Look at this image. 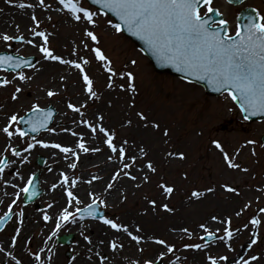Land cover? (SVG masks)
<instances>
[{
	"label": "rangeland",
	"instance_id": "rangeland-1",
	"mask_svg": "<svg viewBox=\"0 0 264 264\" xmlns=\"http://www.w3.org/2000/svg\"><path fill=\"white\" fill-rule=\"evenodd\" d=\"M27 2L33 4V7L21 9L18 7V0L13 4H9L7 0H0V15L3 14V16L0 17V33L8 32L14 34L16 32L15 25H17L16 22L20 18H12L10 15L13 13L24 19L23 21L20 20L21 22L18 21V25L20 32L26 36V39L38 40V38L30 37L27 31L29 26L33 24L31 15L35 12L37 18L41 21L40 30H45L51 34L49 36V46L57 55H62L65 59H76L77 56L72 55L71 52L74 47H78L77 55L85 56L90 60V64L86 65L85 69L93 79L94 88L98 93V98L89 100L82 109L85 113L84 118L91 121L86 115V112L94 107H101L98 104V100L102 91L107 87L108 77L101 62L97 61L94 58V54L88 49H84L80 43L81 40L84 39L81 35L83 28L85 26L92 28L93 26L86 25L83 20L77 22L67 11L59 10L62 6L58 4V0H45L46 4L51 5L48 9L40 7L39 0H27ZM81 2L83 6L89 7L92 11H98V9L90 6L85 0H81ZM244 6H253L261 13H264V0H244V2L239 5H230L221 0H212V7L218 8L219 11L224 14V19L229 21L230 32H233L236 26L235 15L238 10ZM8 11H10L9 14ZM205 11L206 9H202V12ZM49 16H51V20L48 19ZM96 19L97 25L93 30L99 37V46L113 61V66L116 69L125 71L131 70L134 72L135 80L133 83L136 89L135 92H132L126 88H120L119 85L126 84V80L119 76L113 77L115 86L108 88L111 89L115 97H113L112 103L102 104L104 108H100L101 111L97 119L102 116L103 125L116 132L115 140L117 143L126 139L130 144L136 145L138 131L146 129L154 133L156 142H161V147L158 151L159 157L155 159V163L153 164L157 171L155 173L151 172L149 181L140 183L139 187H134L121 197L118 196V200L115 204H108L107 202V206L98 204L99 209L103 211V215L115 219L117 222L121 220L133 221L134 217L131 213H136L135 210H137L136 207L139 204V197L144 194L149 195L152 199L157 201V205L154 208L147 202V205L152 206V208L149 207V213L146 217L154 222V225L146 226L147 229H150L151 236H158L176 245L173 253H169L161 260H157L156 264H169V261L172 263L177 255L182 256H180L179 262L176 264H187L192 249H185L182 247V244L200 243L202 230L197 228L191 239L185 234L179 238H172L171 234L166 233L164 224H159V219L161 218L160 213L163 212L166 214V210L159 205L167 203L169 207L175 206L182 200L187 201L192 199L190 196L194 189L203 192L205 188H213V192H203L204 194L202 196L204 197L202 201L198 203V206L203 207V204L211 197L215 201L214 206L216 208L218 207L217 210L219 212L217 213V217H220L221 220L225 217H231L232 228L239 229L240 231L236 233L231 240V250L223 243H211L209 248L202 249L203 264H208L206 260V255L208 254L213 256L227 255L229 260L221 262V264H238L241 256L247 257L249 255L259 254L261 258L255 263L264 264V213L259 211L260 208H264V144H262L260 140L264 132V121H245L236 106L225 94L209 96L205 94L202 87L196 84L185 82L169 74L156 73L152 69L147 58L135 44L121 32H116L115 29L107 23V21L111 19L113 24H115L112 18L102 13L98 15ZM38 42L41 41L38 40ZM9 43L11 47H8L4 42L0 41V52H12L24 58L34 57L35 63L33 64L35 68L22 69L32 77L31 80L21 82L17 79L14 81V84H19L22 88L21 93L18 94L20 100H18L15 105H13L10 99V93L14 90V84H10L7 87H0V104L10 109L11 113L16 112L18 115L25 114L34 101L38 102L42 107L51 106L54 109L55 119L49 126L50 128L56 129V131L49 132L43 130L34 135L36 139L43 138L61 143L62 138L59 134L63 133L61 129H64L66 125L79 127L84 133L88 134L90 130L79 123L81 116L78 113H74L66 106L69 101L74 104H83L87 98V95L83 94L82 101V99H79L77 96L79 92L84 93L83 87H79L76 92H72L75 82L79 83L80 81L83 83L79 71L70 66L67 73L65 71L61 73V75L63 74V76L68 77L69 80L65 85L55 84V88L52 86V89L58 92L57 95L48 97L46 91L40 94L41 88L44 86L43 82L49 74L52 75V72L45 74L47 71L44 62L48 60H43L42 54L39 52L38 48L33 45L18 41H11ZM132 60H136L137 63L132 65ZM0 75H6L9 79H12L14 73L0 69ZM71 76H73V78ZM46 88L48 89L51 87L47 84ZM105 110L109 115L105 113ZM138 112H143L147 117V126H145L146 122L141 120L137 115ZM73 120L77 122L73 123ZM129 120H131V124L126 123V121ZM151 122L158 124L159 128L153 127ZM165 129L168 130L167 135H164ZM70 137L72 140L75 138L78 139L76 136ZM213 139L220 141L224 150L227 151L230 156L235 157V162L240 165V168H230L226 165L221 151L217 149L215 145V148L211 147L210 143ZM246 140H255L256 144H245L244 142ZM12 142L17 148L26 146V138L22 139L16 137ZM179 142L182 143V146L178 152H183L184 157L172 156L166 159V154ZM106 147L107 146H105V148ZM238 148L240 149L239 153L236 152ZM253 148L255 149V154H253ZM45 149L46 148L37 145L30 150L29 160L24 165L19 164V158L12 157L9 153L10 158L17 160V163L5 170L4 178L19 183L20 179L15 173L17 169L22 168L20 173L25 178L33 172L35 174L38 173V182L36 186L39 188L38 195L34 198V201L30 203H23L22 199L18 201L5 227L0 230V243L5 242L6 246L11 248V237L15 235L14 228L22 227L17 215L21 208H23L25 214L31 213L36 217L34 220H39L42 223H47L48 221L43 220L42 212L39 210H46L49 212V215L55 217L59 209H61L60 205L54 207L57 198H52L50 197L51 194H49V192L55 190L51 188L53 183L48 186L42 185L44 175H52V180L55 178L59 180L61 170L67 172L70 177H79L81 173L84 174V177H91L94 175L95 171H97L96 168H93L94 170L91 171V169L87 167V158L91 152L81 153L80 159L77 161V168L70 169L67 167L68 163L66 167L62 163L65 160L63 155H58L49 160L48 156L43 152ZM49 149L61 153L59 149L51 147H49ZM133 151H135V149H133ZM38 157L42 158L41 166H38L35 162ZM85 157H87L86 160H84ZM173 158H178V161L173 165H169L168 160H173ZM245 168L247 171L242 170ZM49 169H51V171H49ZM88 178L89 177L86 179ZM86 179H84L86 181L84 183L88 184V180ZM161 180L174 187L173 196H165L162 193L159 187ZM93 182H97L96 184L101 186L105 180ZM225 183L236 187L238 193L225 190L222 187ZM0 186L4 185L0 183ZM59 191L64 198V206H66V196L64 195L63 188H59ZM107 192L108 191L103 194L96 193V195L106 201L105 197ZM12 198L14 197L8 196L7 199L2 200L3 203L0 204V215L7 210V204L10 203ZM89 202L90 199L86 203ZM249 202L250 207L245 209L240 216H237L235 213ZM50 203L53 204V207L49 210L46 208V205ZM196 204L197 203L191 201L187 204L186 210L181 211L182 226L189 230H191L196 222L187 215L188 212L195 209ZM76 206L75 204L72 205L69 210H74ZM79 206H83V204ZM198 210L201 211V215L205 211L201 208ZM253 215L261 220V224L257 225L255 229L258 237L257 244L249 249L247 245L250 242L251 233L253 232V228L249 222ZM165 216L166 218L169 217L168 215ZM185 216H187L188 219ZM76 220L81 219L76 217ZM83 220L91 221L93 219L87 217ZM50 221L53 222L52 230L47 236L48 239H50L51 245L59 250L60 261L58 260V263L70 264V262L78 256L74 243L78 239L81 241L84 239L77 231L70 229V224L73 223L72 221L63 224L59 230L55 231V234H53L55 219ZM190 221L194 223L191 224ZM204 221H202V223H204ZM197 222L200 223L201 220ZM35 224L36 223L33 221L31 222V225ZM244 224H249V227L247 229L242 228ZM50 226L51 223L49 227ZM215 226V228H210V230L214 231L216 228L223 227L219 221ZM25 232H28L32 237L30 238L31 243L29 245L26 244V241L23 242L24 251L28 257L36 261V264H40V261L36 260L33 255L37 250V243L33 236L35 234L38 236L39 231L29 229V231ZM62 234L73 235L71 244H62L58 242L57 237ZM220 234L221 233H218V235ZM0 248L4 250L2 245H0ZM3 250L0 251V254ZM164 250L163 248V251ZM137 254L135 261H139V264H143V260L145 259H150L145 253ZM5 256L4 258L6 260L8 259L11 261L7 253ZM11 262L12 264H16L14 261Z\"/></svg>",
	"mask_w": 264,
	"mask_h": 264
},
{
	"label": "snow or ice",
	"instance_id": "snow-or-ice-1",
	"mask_svg": "<svg viewBox=\"0 0 264 264\" xmlns=\"http://www.w3.org/2000/svg\"><path fill=\"white\" fill-rule=\"evenodd\" d=\"M9 4L16 3L17 0H7ZM233 0H229L232 3ZM96 5L102 7L98 11H92L89 7L82 5L81 0H58V4L62 11H67L70 16L77 22L84 21L86 25L93 26L92 28L85 26L81 35L84 39L81 40V44L84 49H88L94 54V58L101 62L103 69L107 72V86L109 88L114 87L113 77L119 76L126 80V84H120L119 87L132 92H135V74L131 70H119L113 66V61L99 46V37L93 28L97 25L96 17L108 10L119 18V23L113 24V21L109 19L107 23L111 25L116 32H121L122 29H127L134 36L144 41L146 49L150 50L152 54L161 64H168L176 68L177 71L184 73V80L191 81L192 78H198L202 81H207L210 86L216 88L217 91H223L227 97L232 101L237 102L243 118L249 119L250 116H255L258 113H264V13H261L258 9H253V13L247 16L246 23L237 22L235 31L230 32L229 21L223 18V14L219 12V9L212 7V0H93ZM39 6L48 9L51 5L46 4L45 0H39ZM18 7L21 9L32 8L33 4L28 3L27 0H18ZM202 9H206L202 12ZM216 12L220 15L218 24L212 19L208 13ZM51 20V16L48 17ZM33 24L28 28V34L30 37L37 39H26V36L20 32L19 25H15L16 32L10 34L8 32L0 33V41L4 42L8 47H11L9 42L18 41L26 42L29 45H33L38 48L42 54L43 60L57 61L61 64L70 65L72 68L77 69L82 78L83 92L87 94L83 104H74L71 101L67 103V108L71 109L74 113H78L81 116L79 123L84 125L90 130V135L93 140L99 138L103 145H106L110 150L106 159L112 162L115 167L112 171L110 180L107 182L104 191H108L113 188L114 182L119 177H127L131 181L140 180L141 183L149 181L147 174L142 177L137 174H133L132 169H136L138 173H142L144 169H148L155 173L157 169L153 165L151 160H148L145 164H141L137 167L138 156L146 157L147 153L143 146H136L130 144L128 140H123L119 143L116 142V132L105 127L102 123L103 117L100 116L97 122L89 121L84 118L85 113L82 109L88 103L89 100L97 99L98 93L94 88V81L85 69L86 65L90 64V60L85 56H79L78 47L72 49L71 54L76 55V59H65L62 55H57L54 50L49 46V36L51 35L45 30L41 29V21L37 18L35 12L31 15ZM91 42V43H90ZM136 60H132L131 64L135 65ZM33 69L35 65L30 62L29 59H25L19 55H12L6 51L0 52V69L10 70L14 75L12 79H9L6 75H0V87H7L10 84H14L15 80L21 82L31 80L23 68ZM60 80H65L64 76H60ZM22 88L19 84H14V90L10 93V99L16 101L18 94L21 93ZM58 92L52 88L46 89V95L53 97ZM5 106L0 104V109ZM30 115L25 116L18 115L16 112L6 115L5 122L0 125V134H3L6 138V142L3 146H0V183L6 188L12 187L16 191L12 193L5 192V195L14 197L10 203L7 204V210L3 215H0V230L3 229L5 220L11 217L14 211V206L18 204V201L22 199V193L27 194V199L38 195L37 186L34 184L35 173L27 175L25 178L19 171L15 173L23 182L21 187L20 183H15L12 180L6 179L5 170L12 167L17 163V160L11 159L12 157L19 158L18 162L24 165L29 160V153L37 145L44 148L59 149L64 154V159L67 161L70 157L74 158L67 166L70 169L77 168V161L80 159L81 153L88 152H100L99 147H90L84 138V133L75 132L71 128L61 129V131L70 132L73 136L78 137L75 142V148L71 145H63L61 143L46 140L36 139L35 136L30 133L39 132L41 129H45L49 132H55L56 129L48 127V122L53 118L54 109L51 106L42 107L38 102H33L31 107L27 109ZM137 115L141 120L146 122L147 117L143 112H138ZM23 122L26 127L19 126ZM73 120V123H76ZM131 124V120L126 121ZM152 126L159 128V125L155 122H151ZM168 130H164V134L167 135ZM16 137L22 139L26 138V146L17 148L12 142ZM217 149L223 154V159L226 165L230 168H240V165L235 162V157L224 150L220 141L213 139L211 141ZM245 144H256L255 140H246ZM135 149V151H133ZM240 149H236L239 153ZM138 153V155H137ZM253 154L255 149L253 148ZM170 155L184 157L183 152H172ZM247 171V169H242ZM51 171V169H49ZM81 178L78 176L70 177L67 172L61 170L59 174V180L57 183L51 185L52 189H55L58 184L62 186L63 192L66 196V206L59 209L55 217L49 215L46 210H39L42 212V218L44 221H50L55 219V229L59 230L63 224L72 221L75 223L76 217L83 220L86 216L97 219L109 228L115 230L117 233H125L131 241H134L139 245L145 239L152 240L154 243L164 246V251H160L154 259H145L143 264H156L157 260H161L169 253H173L176 245L167 242L165 239L158 236L146 237L140 233L143 231L139 224L131 226L127 223L117 222V220L109 218L106 215L100 213L99 205H106V201L100 196L96 195L94 191H89L86 195L90 198L89 203H83L80 197L73 191L77 186L78 181ZM102 179L98 175H93L88 184H92L93 181ZM140 186V183L136 185ZM159 187L165 196H171L174 192V187L161 180ZM222 187L229 191L238 193V189L227 183ZM213 188H205L203 192H213ZM203 192L199 190H192L191 196L199 198L203 195ZM0 203H3L0 200ZM27 203V200L24 201ZM54 203V202H53ZM154 208L157 205L155 199L148 201ZM77 205L74 210L70 211L72 205ZM83 204V206H79ZM163 209L171 212L172 209L167 203L159 205ZM53 204L46 205L47 209H51ZM250 207V202L246 203L243 208L237 211L235 214L240 216L245 209ZM259 211L264 213V208H260ZM20 223L23 224L25 212L21 208L18 212ZM212 221H219L223 227L216 228L214 231L210 230L206 223H200L198 228L201 231L200 243H183L182 247L185 249H207L211 243H223L229 250L232 249L231 240L234 235L238 233L239 229L232 228L231 217H225L223 220L220 217L212 216ZM253 228L251 233L250 242L247 247L253 248L257 244L258 237L256 235V226L261 224V220L253 215L249 222ZM249 224L242 225V228L247 229ZM22 229L20 227L15 228L16 235L11 237V244L15 245L18 241V236ZM183 234L187 235L189 239L192 238V233L188 228L180 230ZM218 233H221L218 235ZM83 239L89 244L92 243L91 237L81 233ZM100 244H105L104 240L100 241ZM107 246L115 252L117 249H122L124 245L120 242L118 237L107 241ZM3 249L0 248V251ZM44 249L34 252L36 260L40 261V264H44L41 260L40 254ZM92 249H89L91 252ZM143 251V249H139ZM12 259H16L13 253L9 251L7 253ZM98 258L97 264H106L109 257L102 255L99 251L95 253ZM259 254L249 255L247 257L241 256L238 264H250L260 259ZM50 259V257H49ZM91 260L92 257L89 256ZM180 258L176 257L178 261ZM208 264H221L229 260L227 255L213 256L211 254L206 255ZM16 264H21L17 260ZM131 264H139V261L131 262ZM171 264V261H169Z\"/></svg>",
	"mask_w": 264,
	"mask_h": 264
},
{
	"label": "bare ground",
	"instance_id": "bare-ground-1",
	"mask_svg": "<svg viewBox=\"0 0 264 264\" xmlns=\"http://www.w3.org/2000/svg\"><path fill=\"white\" fill-rule=\"evenodd\" d=\"M224 2V1H223ZM6 13V12H5ZM10 13V11H8V14ZM3 14L0 15V17H2ZM12 18H20L18 21L21 22L20 20H24L23 17H20L19 15H15V14H11L10 15ZM18 21L16 22L18 24ZM20 24V23H19ZM4 26V24H3ZM46 64V71L45 74H49L50 72H52V75L49 74L48 77L45 79L44 86L41 88V92L40 94H43V91H46V85H50V87L52 88V86L55 88V84H62L65 85V83L69 80L68 77H65V80L61 81L60 80V76H63V74L61 75L62 72H68L69 71V67L70 65H66V64H61L60 62L57 61H52V62H44ZM74 76V75H73ZM73 76H71L73 78ZM82 84L80 81L79 83L75 82L73 84L74 88H72V92H76V90L79 87H82ZM199 92V91H198ZM39 94V92H38ZM87 95L85 92L84 93H78L77 96L79 99H82L83 101V96ZM40 97V96H37ZM113 97H115L111 91V89L108 88V86L102 91L100 98L98 100V104L101 106L100 108H104V106L102 107V104L104 103H112V99ZM59 99V98H58ZM20 100V98L18 97V99L16 101H12L13 105H15L17 103V101ZM60 103V101H59ZM100 108H92L91 110H88L86 112V115L90 118V120L92 122H97L98 121V115L100 113ZM122 110V109H121ZM123 111V110H122ZM105 113L107 115H109L108 112ZM11 114L10 109L4 107L3 109H0V125H2L3 122H5V118L6 115ZM113 123V122H112ZM67 128H71L73 131L75 132H81L84 133L83 130H81V128L79 127H72L70 125H66L64 126V129ZM195 129V128H194ZM165 135V134H164ZM59 136H61L62 140L61 143L63 145H71L73 146V148H75V142L77 141V139L75 138L74 140H72V138L70 136H73L70 132L67 131H63L62 134H59ZM155 135L154 133L150 132V130L146 129L143 131H138L137 133V140H136V145L137 146H143V148L145 149L147 156L146 157H139L138 156V162H137V167H139L141 164H145L148 160H151L153 162V164L155 163V159L158 158V151L159 148L161 147V142H156V138H154ZM84 138L86 139L88 145L90 147H99L101 148L100 152H91V154L89 155V157H85L84 160H87V167L88 169L94 170L95 168L97 169V171H95L94 175H98L100 177H102V179L100 180H105L104 183H102V185H97V182H92V184H85L84 182H86L84 179H86L87 177H89L86 180H90L91 177L90 176H86L84 177V174H80V180L77 183V186L73 189L74 192H76V194L80 197V199L83 201V203H86L87 201H89V197L86 195L87 192L89 191H94L95 193L98 194H103L106 191H104V189L106 188L107 182L110 180V176H111V172L114 171V167L115 165L112 162L107 161L106 156L107 154H109L110 150L103 145L99 138L96 140H93L91 138L90 132L88 134L84 133ZM43 139V138H42ZM6 140L3 136V134H0V146H3L5 144ZM211 147L215 148L214 145L212 143H210ZM182 146V143H178L175 145L174 148H172L167 154H166V159L169 157H172L173 155H170V153L172 152H178V150H180ZM104 148V149H103ZM49 158V160L51 158H55L58 155H63L62 153L59 152H55L52 149L46 148L43 151ZM102 152V153H101ZM81 155V154H80ZM138 155V153H137ZM175 157V156H173ZM166 159H165V163H166ZM178 158H173V160H168V164L173 165L175 164L178 160ZM72 160H74V158L70 157L69 160H64V162H62L65 167L67 165V163L69 164L70 162H72ZM63 165V166H64ZM23 167V166H22ZM68 167V166H67ZM94 168V169H93ZM22 169V168H21ZM21 169H17V171L21 172ZM66 169V168H65ZM133 174H137L138 176L142 177L143 175L147 174L148 176L151 174V171L148 169H144V171L142 173H138L137 170L134 168L132 169ZM53 176L52 175H44V179L42 182V185L44 186H48L52 183H57L58 179L55 178L54 180H52ZM21 184V187L23 186V182L20 181L19 182ZM138 183H141L140 180L137 181H131L130 179H128L127 177H119L117 179V181L114 182V186L113 188L109 189L106 195V202L108 204H115L116 201L118 200V196L121 197L122 195L127 194L129 191H131L134 187H136V185ZM101 187V188H100ZM58 188V189H57ZM59 188H62V186H60L58 184V186L55 188V190H52L51 192H49L50 197H55L57 198V201L54 205V207H57L58 205H60V207H64V198L63 196L59 193ZM16 191L15 189H13L12 187H5V186H0V200H4L7 199L8 195H5V192L7 193H12ZM209 193V192H208ZM204 194V193H203ZM65 195V194H64ZM174 195V192L171 194V196ZM170 196V197H171ZM208 196V195H207ZM204 196H201L199 198L197 197H192L190 196V200L187 201H180L179 203H177L175 206H170V208L172 209L171 212L166 210V214H164L163 212L160 213L161 218L159 219V224L163 225L164 224V229L166 231V233L171 234L172 238H179L183 235V233L180 231L181 229H183L184 227L182 226V215H181V211H185L187 204L190 203L191 201L197 203L195 209H193L191 212H188V215L190 217V219L192 218V220L196 223H194L193 221H190L191 224L194 223V225L191 228V232L195 233L196 229L198 228V225L200 223H202V221H204V223H206L209 228H215L218 223V221H212L210 218L212 216H217V213L219 212L217 210V208L214 206V200L209 197V199L203 204V207H199L198 203H200L202 201ZM154 198V196H153ZM149 199H152V197H150L149 195H141L139 197V204L136 207L137 210H135V214L131 215L134 217L133 221L130 220H121L120 222L122 223H127L131 226L137 225L139 224L142 228V232L140 233L141 235H144L146 237H151V231L150 229H147L146 226L148 225H154V222L151 221V219H148L146 217V215L149 213V207L152 208V206H148L147 202L149 201ZM2 204V203H0ZM149 204V203H148ZM150 205V204H149ZM59 207V208H60ZM142 207V208H141ZM210 207V209H209ZM58 208V209H59ZM199 208L205 210L203 212V214L201 215V211L198 210ZM165 215H168L169 217L166 218ZM187 216H185L187 218ZM184 217V216H183ZM201 217V218H200ZM36 217L34 215H32L31 213H26L23 219V224H21V229L22 231L20 232L19 236H18V241L15 245H12V248L9 246H6L5 242L0 243V245H2L4 247L3 252L0 254V264H12L11 261H14V263L17 262V260H19L21 262V264H36V261L34 259H32L31 257H28V255L25 253L24 251V246H23V242L26 241V244H30V238L32 237V235L30 236L28 234V232L25 231H29V229H33L34 231H39L38 236L35 234L33 237L35 238V242L37 243V251H40V249H44L43 252H41L40 257L43 260L44 264H60L58 263L59 260V250L56 247H53V245H51L50 239H48L47 234L52 230V221H48L47 223H42L39 220H34ZM188 219V218H187ZM200 221V223H198L197 221ZM36 223L35 225H31V222ZM184 222V221H183ZM20 223V222H19ZM51 223V226L49 227ZM156 224V223H155ZM16 227V225H15ZM155 227V226H154ZM17 228V227H16ZM70 229L77 231L78 234H81L82 232L85 235H88L91 237L92 243L89 244L87 241L84 242L81 240H77L74 243V246L77 250V258L73 259L70 264H97V260L98 258L95 256V253L97 251H99L102 255H106L109 257V260L106 262V264H131V262H134L136 260L137 257V253L142 254L145 253L148 255V258H155L160 251H163L164 246H161L159 244L154 243L152 240L149 239H145L144 241H142L139 245H137L134 241H131L130 238L122 232L117 233L115 230L109 228L107 225L103 224L100 221H96V220H91V221H86V220H76L75 223L70 224ZM15 231V228H14ZM16 235V233H15ZM113 237H118V239L120 240V242L124 245V247L122 249H117L115 252H113L108 246H107V241L113 239ZM83 238V236H82ZM104 240L105 244H100V241ZM143 249V251H139V249ZM89 249H92L91 252H89ZM9 251H11L13 253V256L16 259H12V257H10V260H6L4 258L5 254L8 253ZM89 256L92 257V259H89ZM182 255H177L176 257H179ZM6 257V256H5ZM50 257V259H49ZM176 257L173 259V262L171 264H176L179 262V260H176ZM203 257V251L201 250H195L192 249V251L190 252L189 258H188V262L187 264H203L204 263V259ZM7 258V257H6ZM60 261V260H59ZM250 264H256L255 262H250Z\"/></svg>",
	"mask_w": 264,
	"mask_h": 264
},
{
	"label": "water",
	"instance_id": "water-1",
	"mask_svg": "<svg viewBox=\"0 0 264 264\" xmlns=\"http://www.w3.org/2000/svg\"><path fill=\"white\" fill-rule=\"evenodd\" d=\"M92 3H93V0H90ZM229 1V0H227ZM241 0H233L232 3H238L240 2ZM99 7H102L101 5H98ZM108 11V10H107ZM110 14L114 15L113 13H111L110 11H108ZM251 14H254L253 13V9L251 8H246L245 10H243L239 16L237 17V20L239 23L243 24V23H246L247 22V16L248 15H251ZM212 19L214 21H217L220 19V16L216 13V12H212L209 14ZM115 16V15H114ZM118 19V22H119V18L116 17ZM124 32H126L127 34H129V36H131V38L136 41L138 43L139 46H141L144 50V52L147 54V56L151 59L152 63H153V66L156 70L158 71H166V72H169L171 74H175V75H178L180 77H183L184 78V73H181L179 71L176 70V68L172 67L171 65H168V64H161L157 59L156 57L152 54V52L150 50H147L146 49V45L144 43V41L140 40L138 37L134 36L131 32L127 31V29H123ZM31 63L34 62V59L33 58H30L29 59ZM192 81H196V82H199V83H202L205 88H206V92L209 93V94H219L220 92L222 91H217L215 87L213 86H210L208 84L207 81H202V80H199L198 78H192L191 79ZM258 117H261V116H250L249 119H255V118H258ZM262 140L264 142V135L262 136ZM42 160L39 159V163L41 162ZM70 239H71V236H67V237H64L63 238V242H66V243H69L70 242Z\"/></svg>",
	"mask_w": 264,
	"mask_h": 264
}]
</instances>
